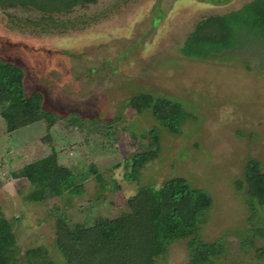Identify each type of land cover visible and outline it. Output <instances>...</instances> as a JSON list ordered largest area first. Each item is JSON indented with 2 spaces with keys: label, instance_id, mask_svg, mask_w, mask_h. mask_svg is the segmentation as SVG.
I'll return each instance as SVG.
<instances>
[{
  "label": "rangeland",
  "instance_id": "rangeland-1",
  "mask_svg": "<svg viewBox=\"0 0 264 264\" xmlns=\"http://www.w3.org/2000/svg\"><path fill=\"white\" fill-rule=\"evenodd\" d=\"M252 1L96 0L52 16L0 7V59L21 66L25 94L42 93L43 109L57 116L51 127L42 120L8 133L1 117L6 96L0 97V204L13 224L19 258L43 246L62 260L55 246L58 224L89 228L130 214L128 200L139 187L183 177L212 197L200 234L223 243L214 264H264L255 255L264 240L249 242L247 196L235 187L248 159L264 166V65L237 49L206 61L179 53L197 25ZM140 93L183 105L191 118L179 135L126 106ZM77 115L84 119L79 128L68 123ZM152 127L159 128L157 157L137 183H129L124 160L141 150L140 135ZM53 150L70 173L92 172L82 197L64 191L38 201L20 176L24 166ZM186 243L174 242L154 264H186Z\"/></svg>",
  "mask_w": 264,
  "mask_h": 264
},
{
  "label": "trees",
  "instance_id": "trees-1",
  "mask_svg": "<svg viewBox=\"0 0 264 264\" xmlns=\"http://www.w3.org/2000/svg\"><path fill=\"white\" fill-rule=\"evenodd\" d=\"M96 0H0V7H19L45 15L70 13L77 6ZM55 23L54 21H52ZM240 50L257 57L264 65V0H254L236 11L209 18L197 25L185 39L179 53L192 60L206 61L226 51ZM25 72L21 66L0 59V97L6 96L1 117L8 133L45 121L54 125L57 116L43 109L44 96L34 91L25 94ZM137 115L148 112L160 129L171 135L181 133L182 126L191 118L180 102L151 94L140 93L126 102ZM81 127L79 115L68 120ZM159 128L152 127L140 135L141 150L124 160V180L138 182L144 166L156 159L159 151ZM91 171L74 174L58 165L53 150L47 157L24 166L20 176L33 188L38 201L58 197L66 191L70 196L82 197L84 181ZM15 178H18L15 176ZM96 180L102 179L96 175ZM237 191H245L246 205L252 225L250 240H264V166L250 158L244 166L242 180L235 181ZM212 197L208 191L194 187L183 177L169 178L160 187L145 185L128 200L130 214L103 220L92 227L75 226L69 229L58 224L55 246L62 260H54L43 247L27 250L23 258L12 222L4 215L0 204V264H154V258L166 255L176 241L186 240V264H214L224 251L221 241L206 242L200 231L208 222ZM258 221L259 224H253ZM264 260V246L255 250Z\"/></svg>",
  "mask_w": 264,
  "mask_h": 264
}]
</instances>
